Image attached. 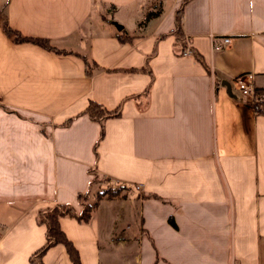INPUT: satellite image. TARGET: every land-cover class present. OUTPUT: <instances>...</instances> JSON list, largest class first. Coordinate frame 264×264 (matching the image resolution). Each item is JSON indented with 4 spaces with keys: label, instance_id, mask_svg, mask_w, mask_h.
<instances>
[{
    "label": "crops",
    "instance_id": "1",
    "mask_svg": "<svg viewBox=\"0 0 264 264\" xmlns=\"http://www.w3.org/2000/svg\"><path fill=\"white\" fill-rule=\"evenodd\" d=\"M2 19L69 52L14 43ZM246 74L264 91V0H0V264H29L36 216L79 211L90 172L89 192L125 191L58 219L81 264H264V115L232 88ZM89 100L119 111L100 138ZM42 264L71 262L56 244Z\"/></svg>",
    "mask_w": 264,
    "mask_h": 264
},
{
    "label": "trees",
    "instance_id": "2",
    "mask_svg": "<svg viewBox=\"0 0 264 264\" xmlns=\"http://www.w3.org/2000/svg\"><path fill=\"white\" fill-rule=\"evenodd\" d=\"M151 13L147 12L145 17H149ZM156 15V14H155ZM180 10L177 11V17L175 18V28L173 30L175 42L183 47V36L181 34L179 28V19H180ZM1 28L4 34L14 43H31L37 45L43 49L53 51L56 53L69 52L61 49H57L53 47L47 39L35 38L30 36H25L21 34L19 31L11 28L5 19L1 20ZM123 33V32H122ZM118 33L117 38L122 41L124 38V34ZM123 37V38H122ZM186 49L182 48L181 53H183ZM189 53L193 55V57L199 61H201V57L198 53L194 52L192 49H189ZM85 66V74L91 75L92 70L97 68V65L87 56L78 54ZM255 92H264L258 88L254 87ZM253 111L256 114L264 115V104L260 102H255L253 104ZM84 113L92 120H95L99 124V136L100 138L103 135V120L109 117H115L119 114L118 108L108 110L102 105L89 100ZM90 179L88 183V187L83 193H78L76 195L77 201L81 205L79 211H75V209L69 204H55L50 209L39 213L36 216V223L44 226V242L41 246L35 249L28 257L29 264H42V256L45 251L56 244H61L65 252L71 262V264H81L79 261L78 253L75 247L72 245L71 241L67 239L63 231L59 227L58 219L60 217H71L77 220L78 222L85 223L91 217V212L97 206L98 201L105 197L106 199H119L124 196L125 186L117 184V185H105L100 190H97L93 193L94 202L88 203L87 198L89 196V187L92 184H100L102 180L93 172H90Z\"/></svg>",
    "mask_w": 264,
    "mask_h": 264
},
{
    "label": "built area",
    "instance_id": "3",
    "mask_svg": "<svg viewBox=\"0 0 264 264\" xmlns=\"http://www.w3.org/2000/svg\"><path fill=\"white\" fill-rule=\"evenodd\" d=\"M220 42L227 43L229 42V38L222 37ZM220 42L216 40H211V48H219ZM188 52V50H185L183 53ZM232 88L235 89L241 96L249 98V104L251 105V107H253V104L255 102H260L261 104H264V92H255L252 76L250 74L235 77L232 82Z\"/></svg>",
    "mask_w": 264,
    "mask_h": 264
},
{
    "label": "rangeland",
    "instance_id": "4",
    "mask_svg": "<svg viewBox=\"0 0 264 264\" xmlns=\"http://www.w3.org/2000/svg\"><path fill=\"white\" fill-rule=\"evenodd\" d=\"M105 20H109V18H105ZM98 188L95 186L91 189V191L89 192V197L87 198V202L88 203H92L94 202V195L93 193L97 190Z\"/></svg>",
    "mask_w": 264,
    "mask_h": 264
},
{
    "label": "water",
    "instance_id": "5",
    "mask_svg": "<svg viewBox=\"0 0 264 264\" xmlns=\"http://www.w3.org/2000/svg\"><path fill=\"white\" fill-rule=\"evenodd\" d=\"M114 26H115V28H116L117 30H120V29H121V26H120L119 24H114ZM222 85L225 86L227 93L230 94L229 84H228L227 82H223Z\"/></svg>",
    "mask_w": 264,
    "mask_h": 264
}]
</instances>
